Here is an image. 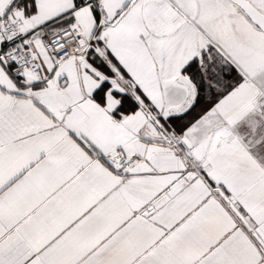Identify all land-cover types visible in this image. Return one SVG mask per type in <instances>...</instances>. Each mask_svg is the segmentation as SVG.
Returning <instances> with one entry per match:
<instances>
[{
	"label": "snow or ice",
	"instance_id": "snow-or-ice-1",
	"mask_svg": "<svg viewBox=\"0 0 264 264\" xmlns=\"http://www.w3.org/2000/svg\"><path fill=\"white\" fill-rule=\"evenodd\" d=\"M0 264H264V0H0Z\"/></svg>",
	"mask_w": 264,
	"mask_h": 264
}]
</instances>
